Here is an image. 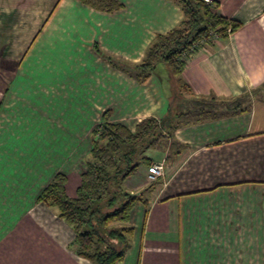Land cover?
Here are the masks:
<instances>
[{
    "label": "crops",
    "instance_id": "crops-1",
    "mask_svg": "<svg viewBox=\"0 0 264 264\" xmlns=\"http://www.w3.org/2000/svg\"><path fill=\"white\" fill-rule=\"evenodd\" d=\"M119 2L114 11L81 0L41 4L16 70L32 72L38 98L55 114L43 119L47 130L35 121L38 109L16 115L32 126L20 149L24 164L0 160V264H93L72 246L73 225L40 195L64 174L67 195L76 196L99 122L134 133L145 119L168 114L174 96L164 63L139 78L109 56L142 61L184 10L177 0ZM213 3L241 25L185 55L182 75L193 95L177 99L161 131L136 146L141 164L124 188L138 199L122 264H264V0ZM89 87L100 89L90 95ZM77 90L94 97L85 119L74 105ZM68 119L72 127L61 122ZM160 161L164 173L151 179L149 165Z\"/></svg>",
    "mask_w": 264,
    "mask_h": 264
},
{
    "label": "trees",
    "instance_id": "trees-1",
    "mask_svg": "<svg viewBox=\"0 0 264 264\" xmlns=\"http://www.w3.org/2000/svg\"><path fill=\"white\" fill-rule=\"evenodd\" d=\"M81 1L105 11L122 6L119 0ZM177 1L184 10L183 20L166 34L159 35L141 62L128 67L113 57H109L110 60L129 72L133 71L139 78L148 77L164 63L171 79L177 80L186 64L185 55L202 39H210L212 33L227 37L229 28L233 32L241 25L239 21L220 14L214 3ZM174 97L176 102L179 96L175 94ZM161 129V122L154 118L142 121L134 133L122 124L101 122L93 131L92 157L82 174L76 196L67 195L64 174L56 175L40 195L41 200L58 208L60 216L73 225L76 236L72 246L93 264H122L133 231L126 222L130 220L138 199L125 190L123 182L141 164V157L136 154L137 144Z\"/></svg>",
    "mask_w": 264,
    "mask_h": 264
},
{
    "label": "rangeland",
    "instance_id": "rangeland-1",
    "mask_svg": "<svg viewBox=\"0 0 264 264\" xmlns=\"http://www.w3.org/2000/svg\"><path fill=\"white\" fill-rule=\"evenodd\" d=\"M25 1L0 0V115L3 112L0 117V160L10 159L12 161L18 159L20 161V149L29 139L28 128L32 125L24 124L23 119L17 118L16 115H27V113H31L32 109H38L39 114L36 115L35 121L41 122L45 126V130H47L49 123H44L43 119L48 118L51 114H55L50 104L43 105L42 101L38 98L37 86L39 84L32 81V72H20L16 70L21 53L27 49V45L31 42V37L36 32L38 23L44 15V9H42L41 4L43 3L44 6V4L48 3V0H28L26 4ZM109 57L113 56L110 55ZM118 61L128 67L139 63V61H132L127 58H120ZM14 78L23 79L16 80V83H14ZM179 78L170 81L168 84V92L171 96L173 97L176 94L181 98L182 96L193 95L182 74ZM99 89L89 87L87 92L91 95V92L98 91ZM76 94V104L74 105L79 112L85 113L82 116L85 119V115H91L90 105L95 103L94 97L89 96L90 101L80 95L82 93L78 92V90ZM172 108L174 111H177V101L173 102ZM56 121L60 123L59 120ZM61 122L67 123L68 126L71 125L69 127L73 126L69 119L62 120ZM86 122H81L80 129L84 127ZM68 126L67 128L65 127V131L67 132ZM20 131L24 134H19ZM48 135L46 134L44 137ZM66 137L69 140L70 135H66ZM49 154L52 155L51 151ZM6 155L8 156L6 157ZM12 164L15 163L12 161ZM21 164H24L23 159L21 160Z\"/></svg>",
    "mask_w": 264,
    "mask_h": 264
},
{
    "label": "built area",
    "instance_id": "built-area-1",
    "mask_svg": "<svg viewBox=\"0 0 264 264\" xmlns=\"http://www.w3.org/2000/svg\"><path fill=\"white\" fill-rule=\"evenodd\" d=\"M208 4H212L214 0H204ZM228 31L230 32L231 29L229 28ZM213 34V33H212ZM197 48V47H196ZM195 48V49H196ZM149 176L151 179H156L164 173V162H155L149 166Z\"/></svg>",
    "mask_w": 264,
    "mask_h": 264
},
{
    "label": "water",
    "instance_id": "water-1",
    "mask_svg": "<svg viewBox=\"0 0 264 264\" xmlns=\"http://www.w3.org/2000/svg\"><path fill=\"white\" fill-rule=\"evenodd\" d=\"M174 99H175V98L172 99L171 106H170V108H169V110H168V114H167V115L161 120V125H162V126H163L164 122L166 121V119H167L169 116H171V114H172V110H173L172 106H173Z\"/></svg>",
    "mask_w": 264,
    "mask_h": 264
}]
</instances>
